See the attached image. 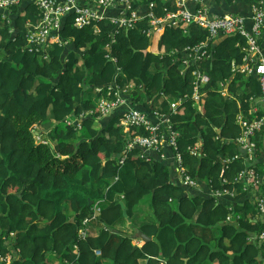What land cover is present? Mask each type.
Wrapping results in <instances>:
<instances>
[{
  "label": "trees",
  "instance_id": "1",
  "mask_svg": "<svg viewBox=\"0 0 264 264\" xmlns=\"http://www.w3.org/2000/svg\"><path fill=\"white\" fill-rule=\"evenodd\" d=\"M128 1L137 9L153 3L155 19L177 11L170 0ZM208 1L220 16H239L233 12L239 3L251 7L260 0ZM38 19L35 6L23 2L9 13V23L0 20V257L10 259L0 264H263L262 249L252 241L263 229L253 203L260 190L246 192L235 182L249 167L244 158L234 159L241 132L236 119L260 95L255 76L233 71L245 38L210 43L211 58L199 64L209 75V92L197 105L190 100L191 70L180 61L185 49L207 38L197 25L164 23L162 32L147 36L155 27L145 15L113 36V25L98 21L79 30L67 16L58 35L65 45L29 53L26 24ZM220 83L227 84L226 97ZM126 86L136 110L143 103L150 112L169 114L168 102L187 99L170 117L177 152L196 187L171 180L165 162L141 158L138 148L127 153L123 114L107 116L104 127H96L97 114L80 130L66 126L65 119L94 111L99 99L114 100L115 87ZM256 148L261 172L263 142ZM200 186L208 195L196 192ZM216 191L235 196L223 195L232 197L227 202L213 197ZM144 198L148 222L136 227L134 211ZM91 226L98 232L82 236ZM137 238L144 239L142 247L133 243Z\"/></svg>",
  "mask_w": 264,
  "mask_h": 264
},
{
  "label": "built area",
  "instance_id": "2",
  "mask_svg": "<svg viewBox=\"0 0 264 264\" xmlns=\"http://www.w3.org/2000/svg\"><path fill=\"white\" fill-rule=\"evenodd\" d=\"M187 0H170V5L177 8L176 12H168L165 19H155L152 13L154 4H150L148 17L152 20L151 25L155 28L153 32H161L162 24L166 23L172 27L179 25L181 28L188 27L189 24L197 25L207 34V38L199 45L187 48L183 51L180 61L185 70H191L193 79V93L191 101L199 105L208 95V86L210 85L209 75L199 69V64L211 58L209 50L210 43L219 35L235 36L240 35L245 38L247 47L244 49V56L240 65H233L235 73H242L248 76H255L259 84L260 95L255 101L253 97L247 113L239 114L236 122L240 128V136L234 144L246 151L244 158L249 163V167L244 168L236 177L235 182L243 191L249 192V188L258 186L260 191L254 192L253 203L257 212L256 221L263 223L262 231L252 237V241L261 247L264 256V166L261 172L257 166V148L256 144L263 142L264 147V56L262 55L260 40L264 38V0H260L257 5L251 6L252 17L251 27L248 28L246 19L241 16L224 15L211 16L205 5V0H190L194 4V9L189 10L185 7ZM23 2H29L35 6L39 13L37 22H27L28 32L26 35L27 50L29 53L47 51L52 45H65L64 41L59 39L58 35L62 29L65 17L72 16L74 27L81 30L89 27L91 24L103 21L115 27L114 36L117 29H132L140 20V16L133 4L128 0H0V20L9 23V13L13 8L19 7ZM114 10L117 12L113 16H105L104 11ZM112 42V41H111ZM43 59L46 60V54L43 52ZM108 57V55L106 56ZM221 94L223 97L228 95L227 84L220 83ZM132 87L130 86V89ZM115 99H99L94 111H86L76 118L69 117L65 119L68 127H74L76 130L81 129L82 121L94 114L99 118L107 117L115 110L126 105L127 100L126 86L124 89L115 87ZM187 99L179 100L176 103L168 102L170 107L169 114H162L158 110L150 112L148 116L143 112L129 107L123 114L119 126L126 134V152L129 153L133 148L142 151L141 158L149 159L146 155L148 151H154L159 158H163V150L168 148L175 154L177 163V172L180 183L187 184L190 187H196L197 181L190 178L183 166L180 153L177 152L178 132L175 130L171 120L172 115H176L178 109L183 106ZM98 118V119H99ZM139 129L145 132V135L130 137L128 130ZM196 152V148L192 150ZM242 157L240 153L234 157ZM124 159L119 164L123 165ZM232 193L216 191L212 193L215 198L223 195H232ZM99 211V208H96ZM86 236V231L82 233ZM99 255V253H97ZM264 260V257H263ZM7 257H0V262L9 263Z\"/></svg>",
  "mask_w": 264,
  "mask_h": 264
},
{
  "label": "crops",
  "instance_id": "3",
  "mask_svg": "<svg viewBox=\"0 0 264 264\" xmlns=\"http://www.w3.org/2000/svg\"><path fill=\"white\" fill-rule=\"evenodd\" d=\"M193 5L194 4H192L190 2V0H187L186 3H185V7L187 9H189V10H193L194 9ZM205 5L208 7L209 13L211 15L220 16L221 14H223V12L218 13V11H219L218 7H216L214 4H212L208 0L205 2ZM233 9H234L233 10L234 14H238L239 16L244 17L246 19L247 27L250 28L251 27V17H252L251 7L246 6V5L242 4V3H239V5L234 7ZM138 11L141 14V16H144L147 13L148 9H147L146 6H141L140 9H138ZM116 14H117V12L114 11V10H106V11H104V15L107 16V17L113 16V15H116ZM260 46H261L262 55L264 56V38H262L260 40ZM86 93H90V91L89 92L86 91ZM91 97H92V94H91ZM123 97H124V99L127 100L126 105H123L120 108H118L117 110H115L114 112H112L113 114H124L127 111V109L132 106V105H130L131 102H129V97L127 95H123ZM158 104H159V101H157L156 103L154 102V105H158ZM148 106L149 107L153 106V104L152 103L151 104L148 103ZM140 107H141V109H138V111L143 112V113H145L148 116L151 115L150 110H147L143 103L140 105ZM106 118L107 117H103V118L97 119L96 127L98 128L101 125H102V127H104L103 124L105 123V119ZM146 155H147V157L149 159L161 160L162 162H165V164L170 167L171 180H174V182L175 181L177 182L178 178H177V170H176L175 158H174V155H173V153H172V151L170 149L165 148L163 150V153H162L163 158H161V157L159 158V156L154 151H148L146 153ZM186 190L189 191V192H193L194 191V190H190V189H186ZM196 192H200L198 194L208 195V189L205 186L204 187L200 186V188H198L196 190ZM232 195L235 196L234 192H233ZM222 198H224L223 199L224 201L229 202L232 197L223 196ZM144 203L146 205L145 204L140 205V209H143L144 215L141 213L140 209H136L134 211L133 219H134V224H135L136 227H139L140 225L148 222V218H147L148 214H149L148 209H147L148 200L144 201ZM86 231H87V233H90L91 235H95L98 232V231H96V229L93 226H91L90 229H86ZM137 237H139V236H137ZM133 243L136 246H138V247H142L144 245L145 241H144L143 238H137L136 240H133ZM139 263L140 264H144V261H140ZM54 264H56V263H54ZM263 264H264V260H263Z\"/></svg>",
  "mask_w": 264,
  "mask_h": 264
},
{
  "label": "water",
  "instance_id": "4",
  "mask_svg": "<svg viewBox=\"0 0 264 264\" xmlns=\"http://www.w3.org/2000/svg\"><path fill=\"white\" fill-rule=\"evenodd\" d=\"M218 38H219L218 41H220V39L222 38V36L219 35ZM146 52L148 53V52H149V49H147ZM218 132H220V131H218ZM235 145L237 146V144H235ZM237 147H238V152L240 153V155L242 156V158H245V157H246V151H245L243 148L239 147V146H237ZM120 203H121V202H120ZM120 205H121V208H122V211H123V212H122L123 217H124L127 221H130V219L128 218V216H127V214H126V210H125L124 203H121Z\"/></svg>",
  "mask_w": 264,
  "mask_h": 264
},
{
  "label": "clouds",
  "instance_id": "5",
  "mask_svg": "<svg viewBox=\"0 0 264 264\" xmlns=\"http://www.w3.org/2000/svg\"><path fill=\"white\" fill-rule=\"evenodd\" d=\"M205 2H206V0H205ZM149 6V5H148ZM148 6H146L147 7V9H148V11H147V13L145 14V15H148L149 14V8H148ZM134 7V6H133ZM207 7V6H206ZM135 8V7H134ZM208 8V7H207ZM136 9V11L138 12V14H139V16H140V19L141 18H143L144 16H141V14L139 13V11H138V9L137 8H135ZM208 12H209V9H208ZM152 13H153V11H152ZM210 14V13H209ZM211 15V14H210ZM211 16H214V15H211ZM219 17H222V16H219ZM161 32H162V30H161ZM221 36H224V35H221ZM216 39H218V37L216 38ZM216 39H214V40H216ZM107 48H108V51H110V44H108L107 46H106ZM179 137V136H178ZM174 155V158H175V154H173ZM181 159H182V157H181ZM175 164H176V170H177V168H178V166H177V163H176V160H175ZM185 168V167H184ZM186 169V168H185ZM186 172H187V169H186ZM177 177L179 178V174H178V172H177ZM193 180H195V179H193ZM197 181V180H196ZM198 182V181H197ZM181 184H183V183H181ZM185 185H187V184H185ZM187 186H189V185H187ZM190 187V186H189Z\"/></svg>",
  "mask_w": 264,
  "mask_h": 264
},
{
  "label": "rangeland",
  "instance_id": "6",
  "mask_svg": "<svg viewBox=\"0 0 264 264\" xmlns=\"http://www.w3.org/2000/svg\"><path fill=\"white\" fill-rule=\"evenodd\" d=\"M37 131H39L40 132V130L38 129ZM38 138V140H41L42 141V139L40 138V137H37ZM148 198H144L142 201H146ZM95 212H96V214H98L99 213V211L98 210H96L95 209ZM86 233H87V231H86Z\"/></svg>",
  "mask_w": 264,
  "mask_h": 264
}]
</instances>
